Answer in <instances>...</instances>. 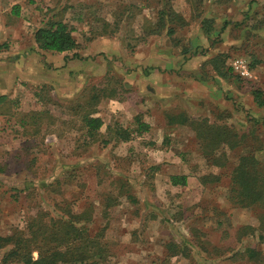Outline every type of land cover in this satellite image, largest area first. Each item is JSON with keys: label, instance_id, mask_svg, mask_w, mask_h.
I'll return each mask as SVG.
<instances>
[{"label": "rangeland", "instance_id": "1", "mask_svg": "<svg viewBox=\"0 0 264 264\" xmlns=\"http://www.w3.org/2000/svg\"><path fill=\"white\" fill-rule=\"evenodd\" d=\"M159 1L0 0V24L8 19L15 33L0 38L6 51L0 61L32 55L40 71L39 83L18 76L7 87L12 97L0 102V236L23 228L38 210L56 215L63 206L90 207L89 230L106 226L109 251L101 264H158L167 244L188 237L191 226L206 233L209 251L191 249L190 257L175 255L171 264H203L220 255L208 264H254L238 250L255 238L238 241L235 233L257 225L259 208L226 202L227 173L241 151L228 150L224 167L209 166L194 132L169 119L182 113L233 126L264 159V106L253 96L264 90V0H202L199 16L186 0H171L188 25L172 37L138 39L143 20L156 18ZM49 19L73 28L77 49L36 53L33 33ZM235 57L245 59L250 78L229 70ZM96 89L103 94L95 107L104 122L101 138L112 122L135 127L138 114L149 130L127 142L82 147L73 109ZM32 111L41 114L36 124L26 118L22 128L23 114ZM210 171L220 173V181L200 184ZM171 174H185L186 185L172 186ZM257 249L264 253V242Z\"/></svg>", "mask_w": 264, "mask_h": 264}, {"label": "trees", "instance_id": "2", "mask_svg": "<svg viewBox=\"0 0 264 264\" xmlns=\"http://www.w3.org/2000/svg\"><path fill=\"white\" fill-rule=\"evenodd\" d=\"M186 2L193 6V10H197L196 15L199 16L202 0H186ZM159 4L161 5L156 12V18L143 20L138 39L159 35L163 32L168 37H172L178 28L188 25L189 20L174 8L171 0H160ZM261 23L264 24V15ZM73 31V28L62 19L47 20L33 33L36 53L60 54L77 49L79 45ZM211 31L210 28H207L205 33ZM257 63L260 61L255 59L253 64ZM212 64L220 74L218 57L213 59ZM229 70L232 71L230 66ZM235 75L237 78L243 79L239 75ZM263 94L264 90L253 91L254 102L258 107L264 106ZM102 96L103 94L96 89L89 99L83 103H76L73 109L84 133L82 147L92 145L99 140L105 145L111 141L114 143L127 142L134 135H141L149 130V123L138 114L134 117L135 127L128 128L117 122H112L106 127V134L101 138L100 129L104 122L100 116L95 115V107ZM4 99L5 97H1L0 102ZM40 115L38 111L24 113L20 126L24 128L27 119L32 120V124H36ZM169 124L185 125L194 132L201 155L209 166L224 167L227 164L228 150L241 151L233 167L227 173L226 201L234 208L252 206L259 208L257 225L239 227L236 230L235 238L238 241L246 237L255 238L243 251L238 250L240 251L239 255L245 261L264 264V253L257 249L258 243L264 242V159H260L256 155L259 148L248 147L246 133L240 134L233 126L212 123L207 118L196 119L186 117L181 113L176 117L170 116ZM220 179V173L210 171L201 174L199 182L202 185H208L218 183ZM169 182L172 186H184L187 183V176L171 174ZM126 184L127 182L122 183L123 186ZM91 220L90 207L74 211L63 206L59 208L56 215L49 211L38 210L34 215L28 217L23 228H13L10 233L0 236V250H4L0 264H101L107 259L109 251L108 245L104 241L106 226L90 231L87 224ZM221 222L218 220L217 225L220 226ZM227 223L230 225L229 221ZM188 230L190 233L188 237L180 235L179 238L167 244L169 253L165 255L164 259H159L158 264H171L170 259L175 255L188 258L191 256V249L196 253L209 251L207 245L210 242L206 239V233L195 226H191ZM34 252L36 253L35 257ZM234 255L231 254L229 258L234 260ZM220 258L222 259L224 256H214L212 260L204 259L202 263L208 264V262H215Z\"/></svg>", "mask_w": 264, "mask_h": 264}, {"label": "crops", "instance_id": "3", "mask_svg": "<svg viewBox=\"0 0 264 264\" xmlns=\"http://www.w3.org/2000/svg\"><path fill=\"white\" fill-rule=\"evenodd\" d=\"M8 22L9 21L7 19V22L5 24H0V38H3L4 35L5 36H8L9 34H12V36L15 35V33L12 30L13 28H10L11 26H7ZM35 47H36V44H35ZM19 51H22V49H19ZM5 52L6 51H4L3 47L1 46L0 47V57L4 56L3 53ZM38 66H39V63L37 65L34 63V56L32 55L23 56L21 61L12 60V59L0 61V98L5 97L4 100H6V98L12 97L10 92H7V87H8V84H11V85L14 84L18 76L23 77L25 75V77H27L28 80H31L30 82H38V80L40 79V71H39ZM211 220L212 218H210V221ZM214 223L217 224L216 221H214Z\"/></svg>", "mask_w": 264, "mask_h": 264}, {"label": "built area", "instance_id": "4", "mask_svg": "<svg viewBox=\"0 0 264 264\" xmlns=\"http://www.w3.org/2000/svg\"><path fill=\"white\" fill-rule=\"evenodd\" d=\"M231 68L235 74L242 78H250L252 76L251 70L242 57H235L232 59Z\"/></svg>", "mask_w": 264, "mask_h": 264}]
</instances>
